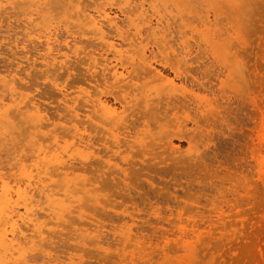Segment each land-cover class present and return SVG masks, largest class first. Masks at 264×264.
<instances>
[{"label": "rangeland", "instance_id": "rangeland-1", "mask_svg": "<svg viewBox=\"0 0 264 264\" xmlns=\"http://www.w3.org/2000/svg\"><path fill=\"white\" fill-rule=\"evenodd\" d=\"M6 1L7 2H5L4 8L7 7V9L3 10L4 8H2L0 11V71L2 72V74H5L12 69L13 70L15 69L16 71L19 69H24L23 71L21 70V73L23 72V74H20V75H24L21 76L24 78L20 83L23 85L21 91L27 93L28 95H30V97H34L37 100H39V102L42 103L43 107L46 108L47 116L44 119V123L48 124L47 127L54 130L55 127L53 126L57 124V128L58 127L60 128L62 125L64 126L68 124L65 123L64 118L65 116L69 117L70 113H68V111H65L64 109L65 108L63 102L64 97L62 95L60 96L59 94L60 92L58 91L56 84H58V86L63 88L66 93H68V97H66L67 100H70L68 103L70 105L78 104V106H80L79 108L81 109V112H83V110L85 111L87 107L85 105L86 104L85 102L86 98H84L85 95L84 93H81V91L93 92L94 84H95V82L92 80L93 77L91 76V73L87 72L88 70L87 67L89 68L88 66L89 64L87 63V58L90 56L91 53H94L95 56L99 59L109 57L110 62H113L112 64L117 63L116 59L112 57L113 52H111L109 49H106V47L102 45V43L98 39L92 38L93 37L92 34L83 35L79 33L81 32L82 28L80 26L79 27L74 26L75 24H78L80 22L76 20L77 18H75L77 17L76 13H74L75 11L74 10L70 11V14L72 13L73 18L68 19V15H67L68 13L66 12L67 10L62 9L68 7L65 3L69 2V0H62V1L58 0L59 2L57 0H56L57 2H54L55 1L54 0L53 4L51 2L52 0L51 1L48 0L49 4L52 5V7L47 5L49 7L48 10H47L48 7L46 8L44 7L45 3L47 4L46 2L47 0L45 1L40 0L41 2L44 3L42 6L46 10L44 9L41 12V14L34 12L33 15H31V11L36 7L33 6L30 7L31 4H29L28 2L26 3L27 5L25 4L23 5V2H25V0L24 1L6 0ZM111 1L113 2V4L109 7L113 12L112 15H115V17L117 16L116 19L117 21L119 20L118 22H120L119 25H121L120 27L122 28L123 32L126 31L125 32L126 35L127 33L128 34L133 33L134 26L131 25L130 18L133 19L138 15L131 13V9L132 7H134L135 4H131L130 6H128L127 4H125V2L123 1L120 2V0H111ZM140 1L141 0H138V2ZM196 1H197L196 5L194 4L195 6L194 5L192 6L193 9L191 8L192 11L191 9H189L190 13L188 11V5H187V9L183 8L182 5L178 9L181 11L182 13L181 14L178 10L176 11V7H174L175 6L174 3H176L177 7L180 6L177 0H148V1L146 0V6L149 7L147 9L149 12L148 15H151L150 13L152 11L150 9L151 8L150 5L155 3L157 5L159 3L158 6L160 7V9L161 7L162 9H164V7L166 6V10L164 11H166L165 13L168 19L170 20L169 22H172V24H174L175 26L177 25L176 27H174V25L171 24L172 25L171 30L174 29L173 30L174 32H172L173 33L172 35L168 36V38L171 37L170 39H168L169 40L168 45L172 44L173 46L172 48L167 49V51H164L163 53L160 52L162 51L161 50L162 45L160 51L159 49H157V47L159 48V45L158 46L156 45L159 43L158 40L157 41L153 40L154 37L146 38L147 32L145 30L148 24H142L141 22L139 23L140 24L139 26L140 28H143L142 31L144 32V38H145L143 44H147V54L150 55V57L152 56L151 58H153L152 62L154 63V65L157 66V68L159 67L158 69L161 70V72L164 71L165 75L169 76L170 78H175L174 70H176V67H173L174 70L173 68H171V66L168 67L166 66L165 68L162 62H160V60L161 59L163 60L162 57H164L165 54L171 53V55H173L174 52L172 49L176 48L175 53L178 52L180 50L179 44L181 43V41L185 40V38L189 40V43L192 42L190 44L192 49L190 52L192 55L189 53V55L188 56L186 55L185 58L188 59L189 68H187L188 67L187 64H186L187 66H185L184 63H183L184 65L182 63L179 64L183 66V67L180 66L182 68V69L180 68L182 74L181 77L176 78L175 81L179 87H184L189 91L194 90L196 93L201 95V97H207V98L211 97L210 99L213 101L214 107L217 106L216 107L217 111L215 112V114L210 115V118H206V120L210 119L209 123L211 124L216 122L215 125L207 126L208 131L205 132V135L207 134L208 137L206 136L205 138L204 135H201V139H199L196 136V139L192 142L194 148L192 149L191 153L193 155L195 154L194 158L192 159L189 158L192 157L190 156L191 154L189 153V155L186 154L185 156H182L181 157L182 159H180V161L170 159L168 162L164 163L163 165H159L158 166L159 168L157 167V171L151 169L147 170L148 168L143 169L144 172L140 168L134 169V170L137 169L138 170L136 172L133 170L134 174L133 172H130L132 174V177L130 174L129 176L130 178L127 181V182L131 181L130 182L131 185H129L130 188L129 187L127 188L123 184V189H122L121 187L122 182L120 179L121 174L119 176V174L117 173L108 172V175L106 173L104 178L99 179L100 183L98 182V186L100 185L102 186V191H103L102 194H105L104 197L105 199L108 198L109 202H113L118 206L121 205L120 206L121 208H118L116 211L111 210L109 208L101 210L100 213L104 211L109 215L111 214V216L108 217L105 216V219L102 218L104 216H100L99 218V216L93 214L94 212L92 213L93 210H91L92 205L89 200L90 197L89 191L91 190L92 186L89 185L90 182H88L87 184L86 181H89L90 180L89 178L93 176V172L91 173L90 172L91 170H89L90 168L93 171L92 166H90L91 165L90 161H92L93 159L91 160L89 159V161H87L79 157L80 153L77 154V159L80 160L76 159V161L74 162L75 159H73L72 161L74 165L77 163L78 167L77 165H75V167L79 169L80 166V169L79 170L76 169L74 172H72V175L70 173L71 176H68V179L71 180V183L74 182L77 183V185H75L76 187H74L75 192L76 189L80 187L78 182L79 183L82 182L81 187L85 188V189L80 188L81 190L78 189L80 191H77V193L78 192L79 193L77 195L75 193V196L73 198V200L76 199L75 200L76 202H73V204L74 205L80 204L81 206L78 205V207L80 206V208L76 206V208L74 209H73L74 206H72L73 212L70 214L66 213L67 215L65 219L59 222L51 217L49 218L48 215L46 214L47 213L46 211L42 212L46 216H43L41 218V221L44 220L45 222H47V225L42 226L44 227L43 228L44 231H46L44 235L46 238L43 241H41L43 244V249L45 251L43 250L30 251L28 253L29 260L27 264H130V263L143 264L146 261H148L146 262V264H264V192L262 187L260 186V182L257 180L255 170L249 167H245L243 168V170L241 169V165L243 163H245L246 161H253L250 157L251 154L247 150V146H246L247 143L251 144V139L247 135H251L253 137L255 135L254 134L255 122L252 119V113L254 111L253 100H256L257 102L261 103L264 106V0H242L241 3L239 2L240 4L238 3V7H236L235 10H231L227 6V4H226L227 10L223 9L225 7L224 0L223 1L220 0L221 2H218L216 4H214L215 3L214 2L209 7L206 4L210 0H207L206 2L205 1L202 2V0H199L200 2L198 0ZM60 2H63L64 4ZM80 2L83 3V5L81 4V6L83 7L86 6V8L90 7L89 10L92 11L93 6L91 4L93 3V0H83V1L80 0ZM171 2L172 4H169L168 6V3ZM201 2L203 3L204 7L206 6L208 7V8L206 7L207 9L210 10L212 9L210 12L211 14L209 13L211 16L209 15L208 20L205 19L206 21L203 20L204 17L203 18L200 17L204 10H205L204 14L207 11L206 8L204 9V7H202ZM55 3L56 4L59 3V4L56 5ZM161 3L162 5H160ZM220 3L223 4L224 7ZM58 5H61L62 8L60 6L61 8L60 9ZM200 6L202 8H200L201 12L199 13V11H197L199 10L197 7ZM211 6H213V8ZM167 7L168 8L170 7V10H168ZM120 8H128V10L130 9V13L127 12V9H123L122 11V9ZM194 8L197 9L195 10ZM171 9L175 12H172ZM184 9L188 11V14L184 12L185 11ZM201 9L204 10L202 11ZM214 9L215 10L218 9L216 10V13L213 11ZM64 10H66L65 14H64ZM124 10H126V13ZM194 10L195 13L197 11V13L200 14V16L197 13L196 14L193 13ZM234 11L235 12L237 11L236 14L234 13ZM61 12H63L64 16L62 15ZM183 12L185 13L184 14L185 18H189V19H184V17L180 16L183 15ZM172 13L174 16L171 15ZM176 13L179 17L176 15ZM39 14L44 16H40ZM216 15L218 16L215 17ZM34 16L36 17L39 16V17L38 19L36 18V21L34 23H32L35 20ZM49 16L51 17L48 18ZM52 16L53 17L56 16V17L52 18ZM214 17L216 20L214 19ZM49 19L50 20L56 19V20L50 21ZM139 20L140 19H137L136 21L139 22ZM66 21L71 22L70 25H68ZM176 21H178L179 23ZM186 21L189 22L187 23ZM182 22L184 23L186 22L185 23L186 25H183L184 27L181 26L182 24H184ZM206 22H209L210 24L214 23V26L213 24L208 25L206 24ZM65 23H67V25H65ZM44 24H52L53 31L55 27L54 32H56L55 34L57 35L56 38L57 39L59 38L55 42V52L61 50V53L68 54L69 55L68 66L70 63L71 65L73 63V67L75 69L70 65L71 68L69 71H67V69L56 70V71L51 70L50 73H48L50 77H47V74L44 75L42 74L44 72L46 73V71L43 70L45 68L42 67V65L40 64L41 54L44 52L43 51L44 45H42L43 42H41V40L38 39L37 36L34 37L33 35H30L25 37L26 35L25 32H29L32 29H35L36 27L38 28ZM178 25H180L182 28ZM69 27L73 31L74 30L77 31L74 33ZM175 29L178 31H176ZM113 30H111L110 28L108 29L106 28V33L110 34V37L112 39H115V41L123 42L122 41L123 39L120 37L118 32L115 29ZM191 30L195 36H193ZM38 31L39 30H37V32ZM69 31H71V34ZM181 31L184 32L182 33ZM30 37L32 40L30 39ZM194 42L196 44L198 43L199 44L195 45ZM203 42L205 43L203 44ZM74 43L77 44L75 45ZM56 45L61 49H59ZM77 48L80 51L79 54L76 52ZM122 48L124 50L129 51L126 52L125 56L126 55L129 56L130 55L129 53L132 54L135 51L134 47H130L128 44H124V47ZM83 50H85V52L81 53ZM11 51L13 52L18 51L16 53V57L18 60L20 59L19 61H21L22 62L21 64L24 65L22 66L20 64V66L23 68H21L20 66L17 67V65L15 64L17 59H14L13 55L11 54ZM85 53H89V55H86ZM100 53H102L104 56L103 57L100 56ZM160 54L162 55V57ZM125 56L123 57V60L126 61L127 63L125 66L132 70L133 63L130 62H133V60L127 61L128 56H126V59ZM168 56L170 57V54ZM173 56H171V58ZM23 60L25 61L23 62ZM14 61L15 63L13 64ZM172 61L171 62L174 63V60ZM134 62L136 63V61ZM158 62L159 64H157ZM224 64H226V66ZM162 65L163 67L161 68ZM27 66H29V68ZM227 66H229L228 68L230 70L227 68ZM98 67L96 69H92L91 72L97 70L98 73L99 72L101 73V68L99 67L100 68L99 69ZM224 67H226L228 71L226 69L223 70ZM139 70H141L144 73L143 75H141L142 72L139 74L141 80H138V84H141V82H143L146 90H153L156 88V86L157 87L162 86L161 82L159 81L154 82V78L152 74L145 73L146 69L139 68L138 72ZM191 70L194 72H192ZM221 71L224 72L222 73ZM185 72L187 73V76L185 75L186 74ZM216 72H218L219 74ZM96 73H94V75ZM229 73L232 74L233 76L232 78H234L235 81L233 79L232 81L231 79H229L231 78V76L227 78V74ZM242 73H243V77H242ZM141 77L142 78L145 77V78L142 79ZM89 78H91V80ZM101 78H103V76ZM181 78L182 80H180ZM191 78L199 79L201 85L198 86L192 84ZM228 79L230 82L228 81ZM185 80L187 81L185 82ZM221 81H225V83L222 84ZM185 83L187 84L189 83V84L187 85ZM191 85H193L194 88L193 86L191 87ZM200 86L202 87V89H200ZM210 86H212L211 88L213 89L214 92L216 90L215 94L217 93V95H214L212 92L208 91V89L210 90L209 88ZM27 87H29V89ZM196 87L198 90L199 89L200 90L198 91L197 89H195ZM221 91L223 93L221 95L224 97L219 95ZM209 92L211 94H209ZM2 93L3 92L0 90V94ZM5 94L8 93L5 92ZM108 96L110 97V95H106L105 98H108L109 100L113 99V96H111L110 98ZM73 99H75V103ZM215 102L217 105L215 104ZM219 103H221L220 106L218 105ZM82 104H84L85 106ZM222 104L223 106H221ZM117 106L119 107L118 104ZM219 115L222 116L224 115L225 118V121H221L220 124L217 122L220 119ZM57 116L61 117V120ZM213 116L214 118L217 117V119L215 118L216 120L213 118L214 121L212 120ZM49 117L52 118L48 119ZM62 117L64 122L62 121ZM207 117H209V115ZM82 118L84 119V116ZM22 119L19 117V120L18 118L17 121L15 120L16 125L14 130H17L16 132L15 131L12 132L13 128H11L10 132L12 134L9 132L10 134L7 135L8 134L7 132L6 133L7 136L4 135L0 136V142L2 141V143L0 144V173H2L6 177L9 175L11 176V178L13 177L12 173L17 170L16 169L17 167H15L12 170L10 167H12V165L14 166V164L17 162L16 160L20 158L21 155L24 158L26 156H27L26 158H28L31 154L32 155L34 154L33 152L34 149L37 147L35 145H37L36 142L38 140H40V142L44 141L43 142L44 145L46 144L50 145L49 141L51 139H49L50 136L48 137V135L52 134L50 132L51 129L46 131L45 129H49V128L44 127L42 130L38 131L32 126L33 125L32 122H29L31 125L29 123H28L29 125H27V122H25L24 124L25 120L23 119L22 121ZM45 120L48 123H46ZM50 122H52L53 125ZM203 122L204 125L207 123L205 121H201L202 124ZM63 126L61 127L62 129H64ZM80 126H81L80 128L83 129L84 126H88V123H85L84 125H80ZM25 127H29V128L27 129ZM61 128L60 131L56 129L57 131L55 133L57 132L60 133L62 130ZM26 130L29 133L31 132L30 134L28 133L30 136L29 135L27 136ZM63 132L64 130L61 132L62 135ZM38 134L40 135L43 134V135L39 136ZM65 137L68 143L69 142L71 143L73 141L71 134H67ZM45 138L46 140H44ZM1 139H3L4 141ZM32 141H34L35 144ZM61 142L63 145H65V142L63 140ZM173 143L175 144V146H178L179 150L181 151L183 150L187 151L188 148H190L187 139L173 138ZM88 151L89 150H85L84 153H88ZM168 153L169 152L166 151L165 155H167ZM261 157L264 158V151L261 153ZM80 161H82V163L83 162L87 163L86 167H85V163L83 164L84 165L83 166L82 163H80ZM88 162L90 164L89 166H88ZM32 163L33 161H29V160L25 162V164L28 165H31ZM139 166L141 167L142 164H139ZM146 167L147 166H145V168ZM161 169L165 171L162 172ZM138 171L139 173L137 174ZM136 174L137 176H135ZM243 174H246L248 176L249 181L252 183L251 187L255 192L254 195L255 199H253L249 203H244L241 206L233 209L230 206L233 202H235V199L238 198V200H241L242 198L241 196H236L234 193L229 191V188L232 186V184L228 181H224L222 183V179L225 178L224 175L227 176L237 175V177L239 178ZM63 177L57 176V178L55 179L56 181H53L54 183L52 182V187H55L56 190H58L64 183ZM105 177H107V179ZM60 180L63 182H61ZM55 184L56 185L61 184V185L56 186ZM236 185L239 186V184ZM255 185H257V187H255ZM218 188H220V190H218ZM84 191L87 192V194ZM127 194L128 195L131 194V195L128 196ZM224 194L225 197H223ZM132 197H134V199ZM210 199H214L217 202H223L222 204L224 206V209L227 211L226 214L227 216H229L228 212L229 214H233L236 212L243 213V215L238 217L237 219H235L234 217L233 218L226 217V222L228 223V227H229L228 231L229 232L233 231L235 227L236 230L238 231L235 240L234 237L232 239L221 237L222 238L221 239L220 238L221 234L219 233H215L213 236H208L207 234L203 233L204 234L203 239L200 241L201 235L199 234H201V231L203 232L206 231V228L207 230L209 229V222L206 217L205 218L203 217L204 218L203 220V218L200 215L199 216L196 215V213L199 211L207 215L208 210L211 208V205L208 202ZM39 201H41V204L43 203L41 206L47 207V203L44 201L43 198ZM133 203L138 204V208H139L138 210L132 209L135 206V204ZM150 203L157 205L158 208L160 207L161 211L163 212L162 216H165L164 212L171 213V210L173 211V213H175L177 210H181L183 212L188 211V209L194 210L193 214L196 215V217H194V220L198 222V223L196 222L194 223L197 224L198 226L200 224V227L204 226L203 228L197 229L196 227H193L192 226L193 224L190 223V221H192L193 218L188 220L189 221L188 222L187 216L185 215V217H183V219H186L185 221L187 222V224H189V226H187L188 227L187 230L188 231L192 229L195 230L196 228L195 232L196 234H198L197 236H193V238L189 239L190 244L192 245V251L194 252L193 256H195L194 259L193 256L192 259L190 258L189 256L190 252H188L189 250L182 247L181 245H177L173 241L170 243V245H167L165 243L163 239V234L166 233L169 234L171 231L173 232L174 229L176 231V228H174V226L170 224L169 220L167 219L154 218L153 216H148L147 213L151 211ZM125 207L129 208V210L126 212L123 211ZM41 209H39V212L44 211V209L42 210ZM148 209L150 211H148ZM128 212L129 213L134 212L133 213L134 217L131 218ZM112 214L113 216L114 215L115 216L112 217ZM109 217H112L113 219ZM119 217H122L123 220H120L122 218ZM200 217L202 220L200 219ZM245 218L246 219L248 218L249 222L247 220L248 224H246L247 222L245 223L246 227L244 226L245 229L243 230L244 227L242 226L241 222ZM199 219L201 220V222ZM230 219L232 221L234 220L233 223L234 222L236 223L234 227L230 226V222H231ZM85 225L87 227L91 225L92 228H95L97 226L98 227L95 230L94 229L85 230L86 228ZM240 228H242L243 232ZM128 230H130L129 232L132 233L133 235L134 240H132L131 242L130 241L127 242V240H124L125 239L124 234ZM189 232L190 234L194 233V232L192 233L191 231ZM232 240H233L232 243L229 242ZM94 241H96V243ZM98 241L99 244H97ZM125 241L127 242V244L125 243ZM216 244L218 245L220 244L219 247ZM137 246H140V248ZM214 246L216 247V249H213ZM214 251H218V252H214ZM139 253L142 254L139 255ZM216 253L218 254L217 256ZM146 254L149 257L146 256ZM220 254L222 255L219 256ZM143 255L145 259L144 257H140ZM130 257H132V259H130ZM133 257L134 259L137 260L140 259L138 260L139 262L137 260L135 262ZM126 258L129 260L126 261ZM130 260L132 262H130Z\"/></svg>", "mask_w": 264, "mask_h": 264}, {"label": "bare ground", "instance_id": "bare-ground-1", "mask_svg": "<svg viewBox=\"0 0 264 264\" xmlns=\"http://www.w3.org/2000/svg\"><path fill=\"white\" fill-rule=\"evenodd\" d=\"M22 1H24V0H22ZM53 1L54 0L51 1L52 4H53ZM57 1L55 0L54 2H57ZM122 1L125 2V4H127L128 6H130L131 4H135L134 7L131 6L132 7L131 13L138 14L137 17H135L133 19L130 18L131 25L134 26V32L131 34L127 33V35L125 33L126 31L123 32L122 28L120 27L121 26V25H119L120 22H118L119 20L117 21V19H116L117 16L115 17V15H112L113 12L111 11V8L109 7L113 4V2L111 0H93V3L91 4L93 6L92 11L89 10L90 7L86 8V6H84V7L81 6V4L83 5V3L80 2V0H69V2L65 3L68 6L67 8H62L61 5H58L59 8L61 6L62 9L67 10V11L64 10V14H65V11L68 13L67 14L68 19L73 18V15H72V13L70 14V11L74 10L75 11L74 13H76V15H77V17H75V18H77L76 20L80 21L78 24H75L74 26L75 27L80 26L82 28L81 32H79V33L83 34V35H86V34L91 35L92 34L93 35L92 38L98 39L102 43V45H104L106 47V49H109L111 52H113L112 57H114L116 59V62H117V63L112 64L113 62H110L109 57L99 59L95 56L94 53H91L90 56L87 58V63L89 64L88 65L89 68L87 67V69H88L87 72L91 73V76L93 77L92 80L95 82V84H94L93 92L90 91L91 92L90 93L88 91L87 92L81 91V93H84V95H85L84 96V98H86L85 99L86 100L85 105L87 107L85 109V111L83 110V112H81V109L79 108L80 106H78V104L77 105H70L68 103L70 101V100L66 99V97H68V93H66L63 88L58 86V84H56V87H57L58 91L60 92L59 93L60 96L62 95L64 97V100H63L64 106H65L64 109H65V111H68V113H70V116L68 114L69 117H66L64 114V116L66 118V119L64 118L65 123H68L64 126L62 125L64 129L61 128L62 127L61 125H58V126H61L60 127L62 129L61 132L64 130L63 135L61 132L60 133L57 132L58 134L55 133L59 128V127L57 128V124H55L53 126V127H55V129L53 128L54 130H52L51 128L47 127L48 124L44 123V119L46 118L47 115H46V108L43 107L42 103H40L39 100H37L36 98L30 97V95L21 91V89L23 88V85L20 83L24 79L21 76H24V75H20V74H23V72L21 73V70L23 71L24 69H19L16 71L15 69L13 70L11 68L12 70H9L5 74H2V72L0 71L1 72L0 73V90L3 92L2 94H0V136L1 135H4V136L9 135L11 133L10 132L11 128H13L12 132H14V131L16 132L17 130H14L15 125H16L15 120L17 121V118L19 120V117L21 119L23 118L25 120L24 124H25V122H27V125H29L30 124L29 122H32V124H33L32 126L38 131L42 130L44 127H46L49 129H45V130L48 131L51 129L50 132L52 133L51 135L50 134L48 135V137L50 136L49 139H51L50 141L48 139V141L50 142V145H47V144L44 145V143H43L44 141L43 142H40V140H38L37 142L35 141L37 143V145H35V146H37V147L36 148L33 147V148H35L34 152H33L34 154L33 155L31 154L28 158H26L27 156L24 158L21 155L20 158H18L16 160L17 162L14 164V166L12 165V167H10L11 170L14 169L15 167H17L16 168L17 170L12 173V176H13L12 178L10 175L6 177L2 173H0V264H27L28 260H29L28 253L30 251H34V250L45 251L43 249V244L41 241H43L46 238L44 236L46 231H44V229H43L44 227H42V226L47 225V222H45L44 220L41 221V218L43 216H46L42 212L46 211L47 212L46 214L48 215L49 218L51 217V218H53L59 222V221H63L65 219V217L67 215L66 213H68V214L72 213L73 209L76 208V206L78 207V205H80L78 203H77L78 205H74L73 202H76L75 201L76 199L73 200V198L75 196V193L77 195L79 193V192L77 193V191H80L81 190L80 188H83V187H81L82 182L81 183L78 182L80 187L77 188L76 192H75L74 187H76L75 185H77V183H75V182L71 183V180L68 179V176H71L72 172H74L76 169H78L75 167V165H77V163L74 165L73 161H72L73 159H75L74 162L76 161L77 154L80 153L79 157L81 159H84L87 161H89V159L90 160L93 159L92 161H90L91 165L88 162V166L90 165L93 168V171H92V169L89 168V170H91L90 172L91 173L93 172V176H91V178H89L90 179L89 181H86L87 184H88V182H90L89 185L92 186V188L90 187L91 190L89 191L90 192L89 200H90V203L92 205L91 206L92 207L91 210H93L92 213L94 212L93 214L99 216V218H100V216H104L102 218L105 219V216L108 217V216H111V214L109 215L108 213H106L104 211H102V213L104 212L102 214V213H100L101 210L109 208L111 210L116 211L118 208H121L120 207L121 205L118 206L113 202H109L108 198L107 199L104 198L105 194H102V192H103L102 186L101 185L98 186V182L100 183L99 179L104 178L106 173L108 175V172L109 173L110 172L111 173H117V174H119V176L121 174V178H120L121 182H122L121 187L123 189V184H124V186H126L128 188L129 185H131V183H130L131 181L127 182L130 178L129 177L131 174L130 172H133V170L136 168H140L141 170L148 168L147 170L151 169V170L157 171V167L159 165H163L164 163L168 162L170 159L180 161V159H182L181 158L182 156H185L186 154L189 155V153L191 154L190 156H192L189 158L192 159V158H194V155H195V154L193 155L191 153L192 149L194 148L192 145V142L196 139V136H197V138L201 139V135H204L206 138L207 134L205 135V132L208 131L207 126L208 125L209 126L215 125V123H216L215 122V123L211 124V123H209L210 119L206 120V118H210V115L215 114V112L217 111L216 110L217 106L214 107L213 101L210 99L211 97L210 96H209L210 98L201 97V95L196 93L194 90L189 91V90L185 89L184 87H179L175 81L176 78L181 77V74H182V72L180 71V68L183 66L179 65V64L184 63L185 66H187L189 64L188 59H185V58H186V55L188 56L189 53L191 54L190 51L192 49H191L190 44L192 42L189 43V40L187 38H185V40L181 41V43L179 42L180 43L179 44L180 50L175 53L176 48L172 49L174 52V54H173L174 56L171 55V53H169L170 57L168 56L169 54H165V56L162 57V55L160 54L161 57L163 58V60L161 59L160 62H162V64L164 65L165 68H166V66L167 67L171 66V68L176 67V70H174V68H173V70L175 71L174 72L175 78H170L169 76L165 75L164 71L161 72V70L158 69L159 67L157 68V66H155L154 63L152 62V59H153V58H151L152 56L150 57V55L147 54V44H143L145 41L144 32L142 31L143 28H140V26H139L140 25L139 23H141V22H142V24H148L147 25L148 28L146 26V30H145L147 32L146 38L154 37L153 40H156V41L158 40L159 43L157 42L158 44H156V42H155V44L157 46L159 45V48L157 47V49H159V51H160V48L162 45V49H161L162 51H160V52L163 53L164 51H167V49L172 48V46H173L172 44L168 45L169 44L168 39L171 38V37L168 38V36L173 34L172 32H174L173 31L174 29L171 30V26L174 24H172V22H169L170 20L168 19L167 15L165 13L166 11H164V10H166V6L164 5L165 6L164 9H162V7L160 9V7L158 6L159 3L157 5H156V3L151 4L150 5V7H151L150 9L152 10L150 13L151 15H148L149 12L147 9L149 7L146 6V0H141L140 2H138V0H136V1L133 0V2H132V0H120V2H122ZM203 1L206 2L207 0H202V2ZM221 1H223V0H221ZM221 1L220 0H210L207 2L206 5H208V7H209L214 2H215L214 4H216V3L221 2ZM241 1L242 0H224V2H225L224 6L225 7L223 6V4H221V3L220 4L224 7L223 8L221 6L225 10H227V6L231 10H235L236 7H238V3L239 2L241 3ZM5 2H7V1L6 0H0V11L2 8L5 7ZM27 2L29 4H31L30 7H32V6L36 7L35 9H33L31 11V15H33L34 12L41 14V12L46 7H48L47 5L52 7V5L49 4L48 0L46 1L47 4L45 3V5H44L45 8L42 6L44 3L41 2L40 0H29V1L25 0V2H23V5L24 4L27 5L26 4ZM63 2H60V3H63ZM135 2H137V3H135ZM177 2L180 4V6L178 4L179 7H177L176 3H174V5H175L174 7H176V11L182 5H183L182 7L186 8V9H187V5H188V11H189V9H191L192 6L194 4L196 5V3H197L196 0H177ZM224 2H222V3H224ZM19 4H22V3H19ZM57 4H59V3H57ZM169 4H172V2L168 3V6H169ZM226 4H227V6H226ZM160 5H162V3ZM199 5H200V3H199ZM199 5H197V6H199ZM201 5H202V7H204L203 3ZM213 6H211V7L213 8ZM170 7L169 8L167 7L168 10H170ZM174 7H172V8H174ZM202 7L201 6L197 7L199 9V10H197V11H199V13L201 12L200 8H202ZM206 7H204V9ZM24 8H26V7H24ZM128 8H130V7H128ZM128 8H120V9H122V11H123V9H127V12L130 13V9L128 10ZM197 8H194V9L196 10ZM245 8H247V7H245ZM6 9H7V7L4 8L3 10H6ZM48 9H49V7L47 8V10ZM186 9H184L185 10L184 12H186L188 14V11H186ZM192 9H191V11H192ZM204 9H201V10L203 11ZM195 10L193 11V13H195ZM211 10L207 9L205 14H204V11H205L204 10L202 12L201 16H200V14L197 13V11H196V13L201 18L204 17L203 20L206 21V20H208L209 15L211 14L210 13ZM216 10H218V9H216ZM216 10L214 9L213 11L216 13ZM124 11L126 13V10H124ZM171 11L175 12L172 9H171ZM178 11L181 13L180 10H178ZM184 12H183V15L185 14ZM236 12L234 11L235 14H236ZM61 13L63 15V12H61ZM169 13H170V11H169ZM189 13H190V11H189ZM171 15L174 16L173 13ZM176 15H177V13H176ZM183 15H180V16L184 17V19H189V18H185V15L184 16ZM36 16H34V19H35L34 21L32 19V21H33L32 23H34L36 21V18L38 19L39 16L38 17H36ZM40 16H44V15H40ZM199 16H197V17H199ZM217 16L218 15H216L215 17H217ZM50 17L51 16H49L48 18H50ZM55 17L52 16V18H55ZM194 17H195V15H194ZM215 17H214V19H215ZM137 19H140L139 22L136 21ZM45 20H46V18H45ZM52 20H56V19H52ZM52 20H50V21H52ZM171 20H172V18H171ZM173 20H174V18H173ZM50 21H48V22H50ZM173 22H175V21H173ZM176 22H178V21H176ZM186 22L188 23L189 21H186ZM67 23H68V25H70L71 22H67ZM67 23H65V25H67ZM182 23H184V22H182ZM185 23L182 24L181 26L184 27L183 25H186ZM206 24L209 25L210 23L206 22ZM211 24H213V26H214V23H211ZM31 25H34V24H31ZM74 26H72V27H74ZM176 26L174 25V27H176ZM178 26H180V25H178ZM27 28H29V27H27ZM36 28L32 29L29 32H25V34H26L25 37L30 36V35H33L34 37L37 36V38L40 39L41 42L44 43V44L42 43V45H44L43 46L44 52L41 54V63L40 64L42 65V67H44L46 69V70L43 69L44 71H46V73L43 71L44 73H42V74L43 75L47 74V77H50L48 75V73H50L51 70L56 71V70H62V69L66 70L67 69V71H69L71 68L70 67L71 63L68 66L69 55L66 53H61V50L58 52H55V42L59 39V38L58 39L56 38L57 35H55L56 32H54L55 27H54V31L52 29V24H44V25L38 27L37 29ZM81 28H79V29H81ZM106 28L107 29L110 28L111 30L115 29L118 32V34L120 35V37L123 39L122 40L123 42H118V41H115V39H112L110 37V34L106 33ZM57 29H58V27H57ZM37 30H39V31L37 32ZM67 30H68V28H67ZM76 31L72 30V32H74V33ZM176 31H178V30H176ZM211 31H212V29H211ZM69 32L71 34V31H69ZM191 32H192V30H191ZM214 32H215V29H214ZM192 34H193V32H192ZM178 35H180V34H178ZM198 35H199V33H198ZM193 36H195V35L193 34ZM31 37H30V39H31ZM180 38H182V37H180ZM193 38H195V37H193ZM183 39H184V37H183ZM17 43H18V41H17ZM24 43H25V41H24ZM171 43H172V41H171ZM204 43L205 42H203V44ZM74 44L76 45L77 43H74ZM124 44H128L130 47H134V49H135L134 53H132V54L129 53L130 54L129 56L126 55V56H128L127 61L133 60V62H130V63H133L132 64V70L125 66L127 63H126V61L123 60V57L125 56L126 52H129L128 50H124L122 48V47H124ZM198 44L195 43V45H198ZM25 45H27V44H25ZM25 47H27V46H25ZM59 49H61V48H59ZM17 52L11 51V54L13 55L14 59H17V57H16ZM76 52L79 54L80 51L78 48L76 49ZM84 52H85V50H83L81 53H84ZM155 53H156V50H155ZM85 54L89 55V53H85ZM100 56L103 57L104 55L102 53H100ZM126 56H125V59H126ZM171 56H173L172 57L173 59L171 58ZM19 60L17 59L16 63H15V61L13 62V64L15 63L17 65V67H19L20 64L22 63ZM172 60H174V63H172L173 62ZM24 61L25 60H23V62ZM134 61H136V63ZM137 61H139V62H137ZM193 62H195V61H193ZM157 64H159V62ZM163 65L161 66V68L163 67ZM224 65L226 66V64H224ZM22 66H24V65H22ZM29 66H27V67L29 68ZM71 66L73 67V63ZM98 66L101 68V73L100 72L98 73L97 70H94V71H92L93 72V74H92L91 70L96 69ZM35 67H36V65H35ZM228 67L229 66H227V68ZM21 68H23V67H21ZM130 68H131V66H130ZM139 68L140 69L141 68L146 69L145 73L152 74V76L154 78V82L159 81L162 83V86H158V87L156 86V88L153 90H146L143 82H141V84H138V80H141L139 74L142 72L141 70H139V72H138ZM187 68H189V65ZM225 69H226V67H224L223 70H225ZM192 72H194V71H192ZM218 72H216V73H218ZM221 72L223 73L224 71H221ZM94 73H96V74L94 75ZM143 73L144 72H142L141 75H143ZM185 75L187 76V73ZM220 75H221V73H220ZM222 75H224V74H222ZM102 76H103V78H101ZM145 76H146V74H145ZM230 76H231V78H229ZM190 77H191V75H190ZM232 77H233L232 74H230V73L227 74V78L231 79V81H232V79L234 80V78H232ZM242 77H243V73H242ZM144 78H142V79H144ZM89 79L91 80V78H89ZM188 79H190V78H188ZM229 79H228V81H229ZM180 80H182V78ZM192 80H191L192 84L198 85V86L201 85V82H199V79L195 78ZM186 81L187 80H185V82ZM197 81H198V83H197ZM94 82H91V83H94ZM221 83L223 84V83H225V81H221ZM185 84H187V83H185ZM192 86L193 85H191V87ZM211 87L212 86L209 87L210 90L208 89V91L212 92L214 95H217V93L215 94L216 90L214 92ZM27 88L29 89V87H27ZM193 88H194V86H193ZM188 89H189V87H188ZM195 89H197V87ZM200 89H202L201 86H200ZM232 90H234V89H232ZM5 92H7L8 94H5ZM210 92H209V94H211ZM233 92H235V91H233ZM59 94H58V96H59ZM221 94H223L222 91L219 95H221ZM106 95H110V97L113 96V99L109 100L108 98H105ZM224 95H225V93H224ZM222 97H224V96H222ZM61 99H63V98H61ZM73 101L75 103V99H73ZM216 102H215V104H216ZM117 104L119 105V107L117 106ZM220 104L221 103H219L218 105L220 106ZM82 105H84V104H82ZM253 105H254V111L252 113V119L255 122L254 123L255 124V129H254L255 135H254V137L251 135H247L251 139V144L247 143V145H246L247 150L251 154L250 157L253 161H246L245 163H243L241 165V169L243 170V168H245V167L253 168L255 170L257 180L260 182V186L262 187L263 192H264V158L261 157V153L264 151V106L261 103L257 102L256 100H253ZM221 106H223V104ZM224 109H225V106H224ZM218 113H219V111H218ZM81 115L84 116V119L82 118L83 116H81ZM206 115L207 116L209 115V117H207ZM57 117H59V116H57ZM219 117H220V119L218 118L219 121H217L219 124L221 121H225L224 115L223 116L219 115ZM51 118L49 117L48 119H51ZM59 118L61 120V117H59ZM213 118H214V116L212 117V120H213ZM215 118L217 119V117H215ZM23 119H22V121H23ZM55 119H57V118H55ZM62 121H63V117H62ZM201 121L207 122L206 123L207 125L205 124L206 125L205 126L204 122L202 124ZM45 122H46V120H45ZM46 123H48V122H46ZM50 123L52 124V122H50ZM85 123H88V126H84L83 129L80 128L81 127L80 125H84ZM29 127H25V128L28 129ZM60 128L58 131H60ZM7 132H8V134L6 135ZM26 133L28 136L31 132L29 133L26 130ZM60 134H61V136H60ZM67 134H71V136L73 138V141L71 143L70 142L68 143L65 139L66 138L65 136ZM38 135L41 136L43 134H41V135L38 134ZM10 136H12V135H10ZM173 138L187 139L189 142L190 148H188L187 151L179 150V147L175 146V144L173 143ZM40 139H41V137H40ZM1 140H3V139H1ZM44 140H46V138ZM62 140L65 142V145L62 144V142H61ZM32 142L34 143V141H32ZM1 143H2V141L0 142V144ZM32 149H31V151H32ZM85 150H89L88 153H84ZM31 151H30V153H31ZM166 151L169 152L167 155H165ZM28 160L33 161V163L31 165L25 164V162ZM77 160H80V159H77ZM70 161H72V162H70ZM80 163H82V161H80ZM84 163L85 162H83L82 165ZM86 164L87 163H85V167H86ZM139 164H142V166L140 167ZM83 166H82V168H83ZM145 166H147V167L145 168ZM77 167H78V165H77ZM79 169H80V166H79ZM137 170H134V171L136 172ZM161 170H162V172L165 171L163 169H161ZM143 172H144V170H143ZM159 172H161V171H159ZM70 173H71V175H70ZM138 173H139V171L137 172V174ZM140 173H142V172H140ZM133 174H134V172H133ZM137 174L135 176H137ZM116 175H114V176H116ZM57 176H59V177L64 176L63 177L64 183L62 184V186L60 188L58 187L59 188L58 190H56L55 187H52V182L56 181L55 179L57 178ZM108 177H110V176H108ZM131 177H132V174H131ZM224 177L225 178L222 179V183L224 181L230 182L232 184V186L229 188V191L234 193L236 196H241V198H242L241 200H238V198H236L235 202H233L231 204V206H230L231 208L235 209V208L241 206L242 204L249 203L253 199H255V196H254L255 192L253 191V188L251 187L252 183L249 181L248 176L246 174H243L239 178L237 177V175H234V176L233 175H228V176L224 175ZM105 178L107 179V177H105ZM58 180H57V182H58ZM102 181H104V180H102ZM57 182H56V184H57ZM61 182H63V181H61ZM86 183H84V184H86ZM236 184H239V186H237ZM59 185H61V184H59ZM59 185H56V186H59ZM255 187H257V185H255ZM78 189H80V190H78ZM83 189H85V188H83ZM88 190H89V188H88ZM218 190H220V188H218ZM85 193L87 194V192H85ZM128 193H129V191H128ZM130 195H128V196H130ZM123 196H125V195H123ZM37 197L39 200H41L43 198L44 201L47 203V207L41 206L43 203L41 204V201H39L37 199ZM223 197H225V194L223 195ZM132 198L134 199V197H132ZM87 199H88V197H87ZM208 202L211 205V208L208 210L207 215H205L202 212L196 211L197 212L196 215H198V216L200 215L202 218L206 217L208 219V222H209V229L207 230V228H206V231H204V232L201 231V234H199V235H201L200 241L203 239L204 234H207L208 236H213L215 233L221 234L222 236L220 235V238L224 237L227 239H232L234 237V240H235L236 235L238 234V231L236 230V227L234 228L233 231H230V232L228 231L229 227H228V223L226 222V217H229V218L234 217L235 219H237L238 217L242 216L243 213L242 212H236L233 214H229V212H228L229 216H227L226 215L227 211L224 209V206L222 204L223 202H217L214 199H210ZM155 203H157V202H155ZM133 204H135V203H133ZM72 206H74L73 209H72ZM80 206L78 208H80ZM156 207H157V205L150 203V210L151 211L148 209V211H150V212H148L147 215L153 216L154 218L167 219V220H169V223L172 224L174 226V228H176V231H175V229L173 232L171 231L172 233L170 232L169 234L168 233L163 234V239H164L165 243L167 245H170V243L173 241L177 245H181L182 247L189 250L188 251V252H190L189 256L192 259L194 252L192 251V245L190 244L189 239L193 238V236L198 235L195 232L196 228L201 229L204 227V226L200 227V224L198 226L197 224L194 223V222H196L194 220V217H196V215L193 214L194 210L188 209V211L184 210L185 212H183L181 210H177L175 213H173V211L171 210V213H169V212L165 213L164 212L165 216H162L163 212L161 211L160 207L159 208L158 207L156 208ZM41 208L44 209V211H41L42 210ZM39 209H41L40 210L41 212H39ZM132 209L138 210L139 209L138 204H135L134 208H132ZM181 209H182V207H181ZM128 210H129L128 207H125V209H123L124 212H126ZM186 210H187V208H186ZM107 212H108V210H107ZM111 213H113V212H111ZM133 213L128 212V214L131 218L134 217ZM185 215L187 216V221L190 220L191 218H193V220L190 221V223L193 224L192 226L196 227V228H195V230L192 229L193 231L189 230L192 233L194 232L193 234H190V232L187 230L188 229L187 226H189V224H187V222L185 221L186 219H183V217H185ZM114 216L112 214V217H114ZM112 217H109V218H112ZM201 217H200V219H201ZM119 218H122V217H119ZM204 218H203V220H204ZM120 220H123V218ZM201 220H200V222H201ZM247 220H248V218L247 219L245 218L242 220L241 224L243 227L246 224H248L249 220H248V222H247ZM230 221H231L230 226L234 227L236 225V223L235 222L233 223L234 220L232 221L230 219ZM196 223H198V222H196ZM86 225H85V227H86L85 230H89V229L95 230L98 227L97 226L95 228H92L91 225H90L91 227L90 226L87 227ZM245 227L243 228V230L245 229ZM240 229L242 230V228H240ZM130 230H131V227H130ZM130 230H128L124 234V237H125L124 240H127V242L128 241L131 242L132 240H134L132 233L129 232ZM243 230H242V232H243ZM122 238H123V236H122ZM94 242L96 243V241H94ZM127 242L125 241L126 244H127ZM229 242L232 243L233 240L229 241ZM97 244H99V241ZM216 245L219 247L220 244L219 245L216 244ZM215 246L213 249H216ZM137 247L140 248V246H137ZM220 248H221V246H220ZM214 252H218V251H214ZM214 252H213V254H214ZM141 254L139 253V255H141ZM147 254H146V256L149 255V254L148 255ZM144 255L140 256V257H144ZM217 255L218 254L216 253V256ZM221 255L222 254H220L219 256H221ZM223 255H224V253H223ZM134 257H136V256H134ZM134 257H133V259H134ZM137 257H139V256H137ZM194 257L195 256H193V259H194ZM130 259H132V257H130ZM144 259H145V257H144ZM127 260H129V259L126 258V261ZM136 260L137 259H134L135 262H136ZM138 260H140V259H138ZM130 262H132V261L130 260ZM146 262H148V261H146ZM146 262L143 264H146ZM119 263H120V261H119Z\"/></svg>", "mask_w": 264, "mask_h": 264}]
</instances>
